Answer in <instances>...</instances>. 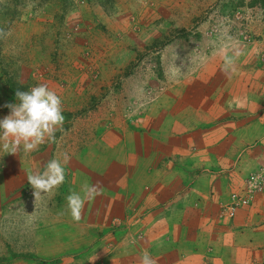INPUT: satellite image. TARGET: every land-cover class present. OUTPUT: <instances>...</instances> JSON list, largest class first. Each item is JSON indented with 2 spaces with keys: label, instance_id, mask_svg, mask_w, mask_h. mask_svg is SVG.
Instances as JSON below:
<instances>
[{
  "label": "crops",
  "instance_id": "obj_1",
  "mask_svg": "<svg viewBox=\"0 0 264 264\" xmlns=\"http://www.w3.org/2000/svg\"><path fill=\"white\" fill-rule=\"evenodd\" d=\"M171 1L201 9L227 0ZM38 11L33 19H15L5 38L9 49L24 51L23 68H61L69 61L105 67L101 57L114 51L119 55L110 54L107 65L121 67V51L126 56L135 40L154 37L152 18L146 24L129 19V0H47ZM28 23L35 31L22 40ZM255 26L264 31V20ZM223 52L162 51L163 91L152 104L146 101L144 113L127 114V104L104 97L64 130L60 141L71 156L60 191L66 199L101 181L103 194L86 203L79 222L67 200L58 206L49 194V207L56 209L44 224L48 239L40 238L34 249L39 258L57 260L53 264H141L147 252L157 264H264V184L233 218L223 212L232 192L245 191L250 174L264 176V51H239L238 57L232 51L236 71L227 73ZM40 77L60 83L66 76ZM91 95H69L66 108L77 102L88 107ZM0 143L2 178L21 184L31 152L21 148L9 155L5 141Z\"/></svg>",
  "mask_w": 264,
  "mask_h": 264
},
{
  "label": "rangeland",
  "instance_id": "obj_2",
  "mask_svg": "<svg viewBox=\"0 0 264 264\" xmlns=\"http://www.w3.org/2000/svg\"><path fill=\"white\" fill-rule=\"evenodd\" d=\"M23 1L24 5L16 3L14 6L7 3V0H0V29L9 32L15 19H33L39 14L38 10L47 3V0ZM129 1L131 7L129 19H139L146 24V21L152 18L154 37L152 40L146 38L135 40L134 44H130L131 51L126 56L121 51L120 60L125 61L121 67L107 65L110 53L101 57L102 60H106L105 67H90L86 64L84 67L70 66L74 62L69 61L66 67L61 68H23L20 65L25 62L20 59H25L24 51L20 54L19 51H12L8 47L9 41L5 38L0 39V119L10 112V109L5 107L6 104L19 103L15 95L17 90L29 91L39 84H46L62 99L63 126L55 132L54 142L46 141L38 150L30 153L28 175L42 173L52 159L63 162L64 153L71 156V152L64 148L65 143L60 141L64 130L76 118H80L87 108L89 110L95 108L104 97H108L110 101L116 99L127 104L126 109H129L127 114L144 113L146 101L152 104V101L158 98L157 93L163 91L162 84L159 83L165 76V65L161 63L162 51H225L222 56L231 55L232 51H264V31L256 30L255 26L259 20H264V0H227L209 4L201 9H194L188 5L185 6L186 8L171 6L173 4L171 0ZM10 5H13L12 8ZM167 22L168 27L165 24ZM149 25L148 23V28ZM30 31H35L31 24L25 27V31L20 32L19 37L22 40L24 37L28 38ZM15 46L13 48L16 49ZM190 53L193 55L195 52ZM114 54L119 55L118 51H114L110 56ZM261 60L264 61V53L261 55ZM194 71L193 67L189 72L187 71V75L193 74ZM45 75L66 77L60 83H53L51 78H47L44 82L38 81L40 76L45 77ZM90 75L93 78L89 79L90 83H76L80 77ZM71 77L76 82H70ZM103 78L106 80L105 83L101 81ZM88 92L92 93L88 107L85 105L83 107L77 102V107L73 110L66 108L64 99L70 98L72 94L87 96ZM2 140L0 138V141ZM2 153L3 149L0 145V157ZM2 167L0 163V264L57 263V260L39 258L34 249L37 248L40 238L49 237L44 232L46 227L44 224L53 220L55 215L53 210L56 209L49 207L51 200L49 194L55 195V203L58 206L63 204L66 201L65 191L60 189L65 183L61 188L44 193L45 196L35 200L33 189L27 181L28 175L21 184H18L17 180L2 178L6 176V173L1 174ZM66 171L65 169V175ZM39 200H42V207H34L36 202L38 206L41 205L38 203ZM113 221L112 225L118 226L117 221Z\"/></svg>",
  "mask_w": 264,
  "mask_h": 264
},
{
  "label": "clouds",
  "instance_id": "obj_3",
  "mask_svg": "<svg viewBox=\"0 0 264 264\" xmlns=\"http://www.w3.org/2000/svg\"><path fill=\"white\" fill-rule=\"evenodd\" d=\"M11 35L10 31L0 29V39ZM241 53L236 51L238 57ZM206 59V58H202ZM224 71L235 72V61L224 55ZM16 98L19 103L6 104L10 109L8 115L0 119V138L5 143L3 147L8 153L16 154L21 148L25 153L38 150L46 141H55V132L61 129L64 123L61 97L46 84H39L29 91L17 90ZM70 162L67 153L63 154V162L59 159L50 160L45 170L40 173L29 174L28 183L33 189V196L41 198L44 193L59 188L65 181V167ZM255 179V178H254ZM103 194L101 181L93 184H84L81 192L71 191L66 197L67 207L72 219L79 222L82 219L86 203ZM141 264H157L147 252L141 258Z\"/></svg>",
  "mask_w": 264,
  "mask_h": 264
},
{
  "label": "built area",
  "instance_id": "obj_4",
  "mask_svg": "<svg viewBox=\"0 0 264 264\" xmlns=\"http://www.w3.org/2000/svg\"><path fill=\"white\" fill-rule=\"evenodd\" d=\"M255 178V179H254ZM264 184V176L260 174H250L246 181L244 192H232L228 202L224 205L223 212L228 218H233L235 212L250 203L253 194L260 190Z\"/></svg>",
  "mask_w": 264,
  "mask_h": 264
}]
</instances>
